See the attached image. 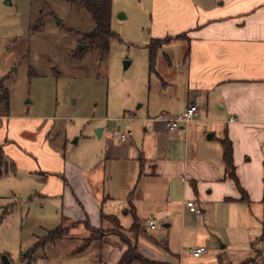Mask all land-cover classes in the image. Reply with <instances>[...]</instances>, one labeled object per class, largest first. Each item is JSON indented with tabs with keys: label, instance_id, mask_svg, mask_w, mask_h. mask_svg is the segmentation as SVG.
I'll return each mask as SVG.
<instances>
[{
	"label": "crops",
	"instance_id": "0c3cea01",
	"mask_svg": "<svg viewBox=\"0 0 264 264\" xmlns=\"http://www.w3.org/2000/svg\"><path fill=\"white\" fill-rule=\"evenodd\" d=\"M137 2L147 64L152 39L183 37L157 50L148 71L157 76L156 99L138 104L133 117L116 118L127 129L125 141L101 126L98 137L85 135L66 157L65 144L54 145L47 128L27 141L20 136L26 119L1 115L3 154L13 150L28 160L31 195L59 202L67 234L104 233L101 264H118L129 246L155 264H242L255 256L251 243L264 224V0ZM120 8L126 16L116 18L111 0V27L129 19ZM191 103L194 118L168 130L165 119ZM222 140L231 143L241 190L227 173ZM188 200L206 217L190 212ZM158 223L159 235H151ZM198 246L206 253L191 256L188 249ZM254 246L256 262L245 264L264 261V241Z\"/></svg>",
	"mask_w": 264,
	"mask_h": 264
},
{
	"label": "rangeland",
	"instance_id": "374dc122",
	"mask_svg": "<svg viewBox=\"0 0 264 264\" xmlns=\"http://www.w3.org/2000/svg\"><path fill=\"white\" fill-rule=\"evenodd\" d=\"M137 1L114 0L116 18L120 13L126 16L124 9H117L121 6L130 15L128 20L113 22L112 29L120 39L110 41L106 63L97 69L88 56L76 63L67 56L68 49L78 45L77 39L59 28L68 18L77 21L67 2L48 0L45 10L53 11L57 18L46 16L43 27L31 32L36 9L30 0H0V81L7 91L6 99L0 91V116L8 115L10 121L26 119L28 129L20 136L27 141L47 128L54 145L61 140L65 144L62 154L66 157L81 148L85 135L98 137L101 126L111 137L113 128L127 130L116 118L133 117L138 104L156 99L153 87L157 76L148 72L146 36L137 25L144 17L140 6L136 8ZM124 61H130L127 68ZM5 123L0 117L3 136ZM18 154L5 150L7 172L0 176V264L3 257L8 264H101L99 248L104 233L98 230L91 234L73 230L31 249L50 230L64 225V220L58 201L31 195L34 176L28 171V160ZM161 225L148 232L159 235ZM88 234L91 241H87ZM82 242L91 244L80 250Z\"/></svg>",
	"mask_w": 264,
	"mask_h": 264
},
{
	"label": "trees",
	"instance_id": "16d2710c",
	"mask_svg": "<svg viewBox=\"0 0 264 264\" xmlns=\"http://www.w3.org/2000/svg\"><path fill=\"white\" fill-rule=\"evenodd\" d=\"M71 6V10L77 14V21L66 19L59 28L64 33L77 39L78 44H82L83 48L77 49L73 47L68 49L67 56L73 63L83 62L85 57H89V63L94 65L97 69L104 66L108 58L110 41L114 38L120 39L119 35L113 31L111 27V0H63ZM31 7L36 9V14H33L29 30L31 32L39 31L44 25V19L46 16L57 18L53 11H46L48 0H30ZM89 21L88 25H85L86 21ZM183 35H177L175 37H166L164 39H152L148 44V71L154 72L155 58L158 48L167 41L172 39H180ZM0 91L3 97L7 98V91L3 87L0 81ZM223 146V160L226 164L227 173L229 177L234 181L239 190L241 187L239 181L235 175L234 165L231 156V143L229 140H222ZM7 172L5 167V160L3 154V146L0 144V176ZM7 210L3 213L6 214ZM91 229V228H90ZM69 227L57 226L50 230L44 238L37 240L32 250L37 247H43L46 243L54 242L68 233ZM93 230V229H91ZM91 236L87 238V241H91ZM264 241V224L260 236L251 243V247L255 251V256L242 264L253 261L259 254V249L255 248L257 242ZM83 244V248L87 245ZM118 264H155L152 261L139 255L134 247L129 246L123 253ZM256 264H264L263 262Z\"/></svg>",
	"mask_w": 264,
	"mask_h": 264
},
{
	"label": "built area",
	"instance_id": "2783aa9c",
	"mask_svg": "<svg viewBox=\"0 0 264 264\" xmlns=\"http://www.w3.org/2000/svg\"><path fill=\"white\" fill-rule=\"evenodd\" d=\"M197 113V105L195 103H191L187 105L180 113L166 118L165 119V127L168 130H178L184 124L190 122ZM233 118H231L232 120ZM111 134L113 136L118 137L120 141H125L127 134L125 132L119 131L118 129H114ZM186 207L190 212L195 214H201L203 217H206L205 213L202 211L200 207H198L193 200H188L186 203ZM150 228H155L157 225V221L155 219H150L147 222ZM207 249L204 246H198L188 249V252L193 257H199L200 255L206 253Z\"/></svg>",
	"mask_w": 264,
	"mask_h": 264
},
{
	"label": "water",
	"instance_id": "95a60500",
	"mask_svg": "<svg viewBox=\"0 0 264 264\" xmlns=\"http://www.w3.org/2000/svg\"><path fill=\"white\" fill-rule=\"evenodd\" d=\"M122 16H124L123 13L118 14V17H122ZM81 48H83V45L82 44H78L77 45V49H81ZM128 65H129V61H124L123 67L127 68ZM98 135H99V129H98ZM3 264H8V261H7L6 257H3Z\"/></svg>",
	"mask_w": 264,
	"mask_h": 264
}]
</instances>
